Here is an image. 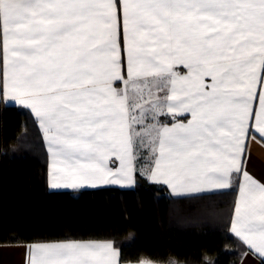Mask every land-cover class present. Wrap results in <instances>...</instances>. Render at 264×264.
Returning a JSON list of instances; mask_svg holds the SVG:
<instances>
[{"label": "snow or ice", "instance_id": "obj_1", "mask_svg": "<svg viewBox=\"0 0 264 264\" xmlns=\"http://www.w3.org/2000/svg\"><path fill=\"white\" fill-rule=\"evenodd\" d=\"M0 70L4 94L45 134L52 188L132 184L138 139L150 178L173 192L228 189L242 175L231 231L264 258V183L245 158L253 119L264 136V0H0ZM184 113L186 124L158 120ZM29 248L30 264L118 256L111 243Z\"/></svg>", "mask_w": 264, "mask_h": 264}, {"label": "trees", "instance_id": "obj_2", "mask_svg": "<svg viewBox=\"0 0 264 264\" xmlns=\"http://www.w3.org/2000/svg\"><path fill=\"white\" fill-rule=\"evenodd\" d=\"M151 164L137 152L134 189L51 192L36 119L0 101V245L111 241L122 263L239 264L246 248L230 232L239 179L226 193L178 200L150 182Z\"/></svg>", "mask_w": 264, "mask_h": 264}, {"label": "crops", "instance_id": "obj_3", "mask_svg": "<svg viewBox=\"0 0 264 264\" xmlns=\"http://www.w3.org/2000/svg\"><path fill=\"white\" fill-rule=\"evenodd\" d=\"M121 39H123V36L121 34ZM122 49V44H121V56L122 59L125 60V71L127 75V65H126V53ZM182 72H186V70L182 69ZM125 74V73H124ZM126 77V76H125ZM206 83H211L210 78H206ZM122 86V85H121ZM261 86H258V89ZM0 101H3L6 105H11V106H16V107H21L28 109L34 118L37 121L39 131L42 134L45 148L47 150L48 154V187L49 191L51 192H59V191H83V190H93L97 188H120V189H134L136 186V158H137V145L136 142L134 141V147H133V152H134V182L132 184H98L97 186L93 187L90 184H84L80 187L72 188V187H59V188H52L50 185L52 183V176H51V166H52V156L48 151V143L45 137V134L43 130L39 126V121L36 118L35 114L32 112L31 108L20 104L18 101L13 99L11 96H7L4 94L3 91V81H2V70H0ZM255 108L258 109V101L255 103ZM168 117L169 119H182L179 121H175L173 123H162V125H167L168 127H171L173 124L177 123H184L186 124L189 119H191L190 114L184 113L177 115L173 117L171 114L169 115H164ZM163 117V116H161ZM252 126L249 129V134L246 140V152H245V158L247 160V171L252 175L255 179H257L259 182L264 183V136H261L254 127V119L251 122ZM152 164L150 167V170L148 172V178L150 182L154 184H159L163 185L167 188L169 195L173 197L174 199H191V198H200V197H206V196H212V195H217V194H222L228 192L232 186L228 189H205L202 192L199 193H188V192H173L172 188L169 187L167 184H164L163 182H158L152 180L151 177V171L155 167V161L154 158L151 159ZM108 167L113 169L115 171L117 168L120 167V162L119 160L113 156L109 159L108 161ZM237 177L239 179V187L241 182L243 181V177L240 174L233 173V178H232V185L234 182V178ZM239 199V189H238V194L236 198V203ZM236 207V204H235ZM235 207L233 211V217L232 221L230 224V232L231 234L239 241V243L246 248V251L244 252L243 256L241 257L240 263L239 264H262L264 262V258L259 257L258 255H254L251 250L248 249V246L243 244V242L235 236V234L231 231L232 228V222L235 218ZM61 242H69V241H61ZM79 242H97V243H111L113 250L118 253V256L116 257V264H141V262L137 263H122L121 262V255L119 249L116 248L113 242L111 241H79ZM52 243H59V242H52ZM33 244H48V243H29V244H8V245H0V264H30V259H31V251L29 246ZM150 262V261H148ZM150 264H159V263H154L150 262ZM168 264H177L175 262H171Z\"/></svg>", "mask_w": 264, "mask_h": 264}, {"label": "rangeland", "instance_id": "obj_4", "mask_svg": "<svg viewBox=\"0 0 264 264\" xmlns=\"http://www.w3.org/2000/svg\"><path fill=\"white\" fill-rule=\"evenodd\" d=\"M154 92H155V90H154ZM156 95H160L161 97L164 95V93L163 92H159V93H155ZM145 99H147V92H145ZM158 120H159V122H160V124H162L164 121H165V117H162L161 118V116L160 117H158ZM145 123L146 124H153V123H155V121H153L152 119H151V115H149V117H148V119L145 121ZM134 127H136L137 128V130H139V126H134ZM135 142H136V145H137V152H138V157L142 160V163H144V164H148V163H150V161H151V159L153 158V155H152V152H151V149H150V147H148V146H141L140 144H139V140L137 139V140H135ZM147 167V166H146Z\"/></svg>", "mask_w": 264, "mask_h": 264}]
</instances>
